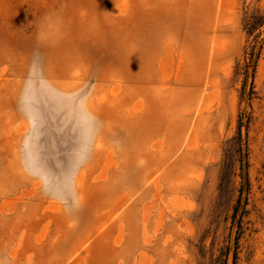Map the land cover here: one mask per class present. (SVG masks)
Returning a JSON list of instances; mask_svg holds the SVG:
<instances>
[{"label":"rangeland","instance_id":"rangeland-1","mask_svg":"<svg viewBox=\"0 0 264 264\" xmlns=\"http://www.w3.org/2000/svg\"><path fill=\"white\" fill-rule=\"evenodd\" d=\"M0 264H264V0H0Z\"/></svg>","mask_w":264,"mask_h":264}]
</instances>
